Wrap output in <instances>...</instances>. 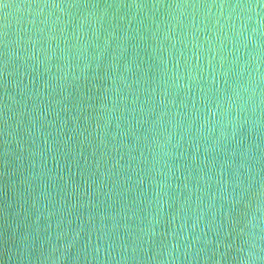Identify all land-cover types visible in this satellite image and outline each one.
Here are the masks:
<instances>
[{
  "label": "water",
  "instance_id": "obj_1",
  "mask_svg": "<svg viewBox=\"0 0 264 264\" xmlns=\"http://www.w3.org/2000/svg\"><path fill=\"white\" fill-rule=\"evenodd\" d=\"M0 264H264V0H0Z\"/></svg>",
  "mask_w": 264,
  "mask_h": 264
}]
</instances>
